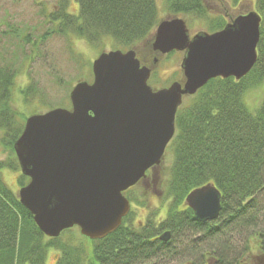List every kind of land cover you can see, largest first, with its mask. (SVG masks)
I'll list each match as a JSON object with an SVG mask.
<instances>
[{"label":"trees","instance_id":"1","mask_svg":"<svg viewBox=\"0 0 264 264\" xmlns=\"http://www.w3.org/2000/svg\"><path fill=\"white\" fill-rule=\"evenodd\" d=\"M74 1L78 13L70 14L68 3L60 0L55 11L45 16L47 27L38 39L72 35L93 46L109 38L129 49L140 42L149 43L159 22L156 0ZM166 1L173 16L200 17L207 11L204 0ZM234 4H238L237 0ZM255 11L261 23L257 60L252 69L239 81L210 80L176 113L175 135L167 147L172 159L165 191L172 202L163 222L149 216L144 224L133 225L129 214L104 239L83 238L78 247L62 244L59 238L43 236L32 215L20 204L17 193L7 187L0 175V264H45L49 249L60 253L56 264H142L169 254L172 238L181 233L206 239L207 250L205 247L201 255L213 264H247L243 257L246 251L250 252L247 248L251 238L264 264V225L260 223L264 214V96L255 110L244 99L250 84L264 85V0H255ZM225 15L215 16L216 22L212 19L211 32L222 29L226 18L233 16L228 11ZM5 27L0 31V132L1 144L13 161H0V170L16 171L19 167L13 144L23 126L11 103L16 81L24 69L22 61L31 57L24 48L30 45L34 49L37 42L9 23ZM4 37L17 43L6 45L2 43ZM30 90L25 88L22 97L26 98ZM27 182L20 174L18 186ZM207 184H213L220 192L222 208L216 220L199 223L185 206V197ZM165 231L170 232V240L162 243L157 237ZM234 233L244 237V246L231 254L220 244H224L221 238Z\"/></svg>","mask_w":264,"mask_h":264},{"label":"water","instance_id":"2","mask_svg":"<svg viewBox=\"0 0 264 264\" xmlns=\"http://www.w3.org/2000/svg\"><path fill=\"white\" fill-rule=\"evenodd\" d=\"M260 22L255 11H247L230 17L221 31L190 36L183 19L162 20L149 53L182 52L181 82L153 90L152 69L134 50L102 52L92 62V82L73 86L70 109L29 116L13 151L29 180L17 197L38 230L57 238L77 227L89 240L115 232L130 211L124 192L160 164L183 99L212 79L239 81L252 69ZM185 205L194 221L211 222L221 212V194L207 184L188 193ZM169 239L168 231L158 237L162 243Z\"/></svg>","mask_w":264,"mask_h":264},{"label":"rangeland","instance_id":"3","mask_svg":"<svg viewBox=\"0 0 264 264\" xmlns=\"http://www.w3.org/2000/svg\"><path fill=\"white\" fill-rule=\"evenodd\" d=\"M60 0H0V31H4L6 25L16 28L19 32L23 31L31 35V41L35 40L37 46L34 49L30 45L25 46V52L30 58L22 61L23 72L15 84L11 108L18 113L19 123L24 126L27 117L34 114H42L51 109L63 108L69 109V93L78 81H92L91 65L93 60L102 52L114 50H134L137 57L147 67L152 69L151 76L148 79V85L156 90L168 87L172 82H181L183 74L180 69L182 52H174L167 56L157 54L151 55L148 41L137 43L132 48H124L116 44L113 40L105 38L93 46L77 40L74 36H48L45 39H38L46 29V17L53 13L58 7ZM68 5V11L72 15L78 13V6L74 0H65ZM221 0L219 2L204 0L206 12L204 16H173L167 10L166 0H156L158 7L159 20L181 18L185 20L189 35L192 36L200 31L211 32L212 19H218L215 16L237 14L238 12L253 11L255 0H237L240 2L238 7L234 6V0ZM229 3V4H228ZM233 4V5H232ZM208 13V14H207ZM2 39L6 45H15V39ZM10 40L9 43L4 40ZM13 43V44H12ZM95 46V47H94ZM151 54H150V53ZM153 59L157 63L153 65ZM29 88L28 96L22 97L21 92ZM194 96V95H193ZM191 96V97H193ZM264 96V85L250 84L244 94L246 104L255 110L259 107ZM190 98L184 99L185 104ZM0 132V161H13L9 151L1 144ZM171 155L166 150L160 164L147 171L146 177L139 181L133 188L124 195L130 202L131 213L129 220L133 225H142L149 216H153L157 222H163L168 207L171 204V198L167 195L168 170L171 166ZM0 175L7 187L17 193L18 177L20 171L3 168ZM260 223L264 225V214L260 216ZM200 236H193L189 233H181L172 238L169 246V254L155 257L142 264H213V261L202 256L204 252L205 240L199 239ZM248 249L243 260L247 264H262L260 252L253 245L252 239H248ZM62 244H70L78 247L83 244V238L77 228L63 232L59 237ZM220 246L226 248V252L233 254L236 250L244 246V237L241 235H227L221 238ZM207 244V242H206ZM218 245V244H217ZM217 246V247H220ZM250 247V248H249ZM231 249V250H230ZM207 250V247H206ZM60 253L54 249L47 251L45 264H56Z\"/></svg>","mask_w":264,"mask_h":264}]
</instances>
